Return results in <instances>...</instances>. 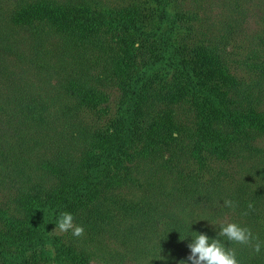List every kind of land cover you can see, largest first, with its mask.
Segmentation results:
<instances>
[{
    "label": "trees",
    "instance_id": "16d2710c",
    "mask_svg": "<svg viewBox=\"0 0 264 264\" xmlns=\"http://www.w3.org/2000/svg\"><path fill=\"white\" fill-rule=\"evenodd\" d=\"M228 1L209 23L184 0H0V264H86L103 233L126 248L112 264H191L192 232L221 223L264 242V52L233 73L249 2ZM45 128L86 138L82 157L54 158ZM39 147L52 161L26 175ZM62 212L82 237L55 231Z\"/></svg>",
    "mask_w": 264,
    "mask_h": 264
},
{
    "label": "rangeland",
    "instance_id": "374dc122",
    "mask_svg": "<svg viewBox=\"0 0 264 264\" xmlns=\"http://www.w3.org/2000/svg\"><path fill=\"white\" fill-rule=\"evenodd\" d=\"M183 8H187L186 11H197L200 14L202 20H208L210 23H217L220 20L224 19L228 14L232 15L230 9H232L228 0H184ZM249 3L241 2L243 5V11L245 12V16L243 15V20L241 22V28L237 31L236 34H233V39L230 42L229 49L232 53V59L234 62L231 63V68L233 73L241 78L247 77L245 73V68L243 67V61L248 54V51L251 49L263 48L259 41V36H264V0H247ZM121 2V0H120ZM125 4L124 2H121ZM4 4V3H1ZM228 7V8H227ZM234 15V14H233ZM196 28H198L199 24L196 23ZM204 31V29H202ZM13 63V59H3L2 65H9V63ZM24 66V65H23ZM1 79V77H0ZM2 86L0 85V89ZM0 99H6V96L3 94L4 92L0 90ZM3 96V97H2ZM114 102V100L112 99ZM113 107V105L111 106ZM88 110V109H86ZM91 116V114H89ZM6 118V113L0 110V118ZM90 119V118H89ZM78 121L81 122V118H78ZM73 129V128H71ZM42 135L38 137L36 136L39 146L49 145L50 148L54 151V158L56 155L60 156H68V157H77L80 158L83 155L84 142L86 138L82 135H78L74 133V131L69 130L65 131L64 129H43ZM29 137L31 136L32 130H29ZM27 135L26 133L24 136ZM98 143V142H97ZM40 149V147L38 148ZM40 157L35 156V159L32 157V161H30V168L27 169L26 175H31L33 172V168L36 170L38 168L42 170L43 167L47 164L49 166V161H52L50 158H47L43 151L40 149ZM35 154V153H33ZM60 154V155H59ZM88 154V152H87ZM70 155V156H69ZM85 160L86 158L83 156L82 158ZM92 155H89L87 160H91ZM52 168L57 169L59 163L54 160ZM44 173V171L42 170ZM99 239H95L89 237L91 240V245L94 247L93 252L95 254L93 260L87 262L86 264H112V255L122 256L126 253V248H124L118 241L111 240L108 237L107 233H103L99 235ZM102 238V239H101ZM42 264H56L54 261H42ZM62 264H78L71 260H64ZM125 264H135L132 261L126 262Z\"/></svg>",
    "mask_w": 264,
    "mask_h": 264
},
{
    "label": "clouds",
    "instance_id": "9594fccd",
    "mask_svg": "<svg viewBox=\"0 0 264 264\" xmlns=\"http://www.w3.org/2000/svg\"><path fill=\"white\" fill-rule=\"evenodd\" d=\"M224 206L235 210L236 202L225 200ZM249 210L254 209V205H247ZM248 212L242 215H248ZM75 217L69 212H62L56 222V230L61 233L71 232L76 237L84 235V227L74 223ZM192 232V231H191ZM221 238H226L231 244H239L253 247L256 253H260L264 242L254 236L249 227L241 226L238 223H221L217 239H210L206 234L192 232L191 243L188 245L191 255L187 260L191 264H241L237 257V250L234 247H226ZM181 264H185L184 261Z\"/></svg>",
    "mask_w": 264,
    "mask_h": 264
}]
</instances>
